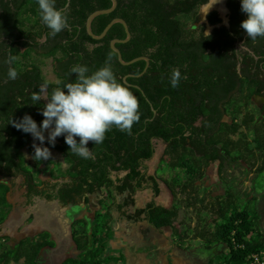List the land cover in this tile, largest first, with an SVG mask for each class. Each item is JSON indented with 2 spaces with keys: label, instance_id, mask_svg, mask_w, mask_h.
<instances>
[{
  "label": "trees",
  "instance_id": "obj_1",
  "mask_svg": "<svg viewBox=\"0 0 264 264\" xmlns=\"http://www.w3.org/2000/svg\"><path fill=\"white\" fill-rule=\"evenodd\" d=\"M206 2L118 0L114 12L94 19L92 30L96 35L115 18L127 22L131 40L117 43L116 47L125 61L148 57L149 67L138 77L146 61L124 66L111 49L112 40L127 36L122 24H114L99 41L87 34L89 15L110 8L111 0H70L68 7V0H56V7L65 11L69 27L55 37L49 35L50 30L41 21L37 0H0V174L22 175L29 195L58 200L64 206L81 202L89 206V196L97 192L107 194L100 201L104 210L95 212L91 226L83 218L73 221L72 239L79 254L61 264H121L124 253L107 254L115 234L114 213L128 222L146 221L161 234L170 230L183 240L185 234L180 235L175 227L178 205L157 204L161 193L157 177L142 171L143 163L154 155V139L167 144L165 157L170 168H180L186 174L184 181L174 187L169 185L175 196L176 190L191 196L190 192H195L198 183L206 178L209 165L220 161L223 167L232 153L237 152L239 160H251L255 154L264 157V119L262 124L253 125L255 116L246 111L253 96H264V37L253 41L240 27L247 19V14L241 11V0H228L232 12L229 28L222 26L210 35L204 34V25L188 29L180 17L191 16L195 23L199 22V9ZM207 20L211 25L222 22L215 11L207 15ZM242 39L253 55L234 48L235 42ZM34 54L52 58L57 83L46 81L41 67L34 62ZM109 55L117 80L139 101V122L133 125L130 134L113 127L103 143L90 141L87 145L93 153L90 159L74 154L63 135L57 137L54 146L47 141L49 148L63 154L67 167L63 169L60 162L52 159H33L37 169L33 172L22 151L30 134L18 130L11 122L21 120L25 114L36 123L42 122L46 103L41 100L33 104L32 93L39 91L41 85L48 86L49 94L54 88H63L76 80L71 73L74 65L87 66L91 74L104 66ZM9 56L15 57L11 65L6 63ZM9 67L18 73L15 80L8 78ZM174 68L181 73L179 86L175 88L170 85ZM131 74L134 76L126 79L128 85L123 79ZM224 115L230 116V123L222 122ZM243 127L253 131L251 141L240 133ZM239 133L241 136L234 140ZM250 144H254L252 149ZM262 163L259 170L264 169ZM40 166L50 167V175L56 181L37 183ZM123 172L126 173L123 177L114 179ZM148 188L153 193L151 200L130 213L134 195ZM8 191L9 187L0 183V224L11 208L6 199ZM125 193L127 196L118 201L117 196ZM210 210L215 214L214 222L193 229L192 236L203 244L197 249L198 256L207 257L208 264H247L252 254H264L259 215L240 210L230 190L218 196ZM46 246H54L48 232L39 234L37 239L22 240L14 248L0 246V264H39V254Z\"/></svg>",
  "mask_w": 264,
  "mask_h": 264
},
{
  "label": "rangeland",
  "instance_id": "obj_2",
  "mask_svg": "<svg viewBox=\"0 0 264 264\" xmlns=\"http://www.w3.org/2000/svg\"><path fill=\"white\" fill-rule=\"evenodd\" d=\"M225 0H219L218 7H211L208 11H218L219 16L224 22H227L225 14L221 12L220 7H223ZM207 11L206 5L200 9L199 17L200 21L195 23L193 17L182 16L180 19L188 29L202 28L204 25L205 31L209 33L211 26L206 20L204 13ZM207 13V14H208ZM204 23V24H203ZM34 62L41 67L43 76L47 82L57 83L59 80L56 76L52 58H47L43 55H32ZM260 97H254L253 103L246 109L248 113H252L255 116L254 124H261L262 116L256 107V103L260 100ZM230 121V119H226ZM240 133L244 134L248 141L253 139V131L245 127L240 129ZM233 137L236 140L241 134ZM45 142L47 141V136ZM45 142L43 147H45ZM253 143V142H250ZM34 144V143H33ZM155 153L153 157L144 163V171L149 175H155L158 177L161 193L157 198V203L165 207H171L178 205L179 216L175 223V227L179 230L180 235H184L183 240L173 234L170 230H166L161 234L157 232L153 227H149L146 221H140L138 223L128 222L119 217L118 213H114V221L112 228L115 232L113 239L108 244V255H116L123 252L127 256L131 252L130 246L123 248V242L128 245H136V247H142L140 253L149 259H146V264H208L207 257L198 256L197 249L202 247V241L195 239L193 235V229L198 226H208L215 220V214L210 210V205L215 201L218 196L224 195L226 191L230 190L234 196L236 203L240 210H248L249 212H256L262 223L264 232V169L259 170L261 167V158L255 154L251 160L242 159L239 160L238 153H232L230 157L226 158V161L221 167L220 161H216L209 165L206 171V178L198 183L196 191H191L190 195L183 194L180 190H176L177 196H175L170 189L178 182L186 179V174L180 168L171 169L168 165L165 157L166 144L159 140L153 141ZM40 145V141L38 142ZM254 144H250V148H253ZM50 150V148H49ZM28 168H33L32 155L34 154L33 145L29 143L24 147L23 151ZM54 154V153H53ZM50 156L48 159H54L62 164V168H66L64 156L62 154L56 156ZM54 158H51L53 157ZM250 156V155H249ZM255 164L253 165V162ZM57 168L55 173H57ZM124 174H120L116 177H123ZM41 178L43 180H49L47 168L42 169ZM13 183L18 184V188L23 186L21 179L14 180ZM22 185V186H21ZM170 185V186H169ZM105 192H97L94 195L89 196V206L84 203H78L71 206H62L55 201L37 200L34 207H30L27 201H23L20 208H17L16 215L20 216L18 219L20 222V233H13L9 231L7 233H1L10 238L7 243L8 246L13 247L17 244L19 239H25L27 237L35 236L40 230H49L54 239L56 245L53 248L45 249L41 255V264H60L65 258L78 256V251L75 249L71 238V223L79 218H85L89 226L94 218V212L96 210L103 211L104 209L100 205V201L105 199ZM127 196H117L118 201H122ZM18 197L20 195L18 194ZM152 198V192L149 189L139 190L134 195L135 203L129 207V212L134 213L137 209L142 208ZM201 200L205 201L204 203ZM19 207V206H18ZM31 213V216L27 221H23ZM33 217V219H32ZM13 216L6 223V227L14 226ZM20 228V227H19ZM158 242V244H156ZM160 242V243H159ZM138 245V246H137ZM159 245V246H158ZM145 263V261H143Z\"/></svg>",
  "mask_w": 264,
  "mask_h": 264
},
{
  "label": "clouds",
  "instance_id": "obj_3",
  "mask_svg": "<svg viewBox=\"0 0 264 264\" xmlns=\"http://www.w3.org/2000/svg\"><path fill=\"white\" fill-rule=\"evenodd\" d=\"M218 2L207 0L204 15ZM37 3L41 21L50 30L49 35L55 37L69 27L65 11L56 7V0H37ZM241 11L247 14V19L240 25L247 38L255 41L257 37H264V0H241ZM111 59L109 55L104 66L91 74H88L87 66L74 65L71 73L76 75L75 82L54 88L50 94L46 86L32 93L33 104L47 101L42 110V123L38 126L28 114L11 123L40 141V145L33 144L34 160H46L51 155L48 147L41 146L46 139L45 131L48 132V143L54 146L57 137L63 135L70 150L84 159L93 158L87 146L89 142L103 143L106 133L113 127L131 133L133 125L140 120L139 101L128 87L117 80ZM14 60V56H9L6 63L11 65ZM7 75L15 80L18 73L14 67H9ZM180 79L179 69H172L170 85L178 87Z\"/></svg>",
  "mask_w": 264,
  "mask_h": 264
},
{
  "label": "flooded vegetation",
  "instance_id": "obj_4",
  "mask_svg": "<svg viewBox=\"0 0 264 264\" xmlns=\"http://www.w3.org/2000/svg\"><path fill=\"white\" fill-rule=\"evenodd\" d=\"M206 5V4H205ZM205 5H203V6H205ZM203 6H201V8L203 7ZM214 7H218V5H214ZM200 8V9H201ZM200 9H199V13H200ZM223 11H224V14H225V17L227 18V22H224L223 21V19H221L222 20V22L220 23V24H217V25H211L209 22H208V20H207V15L210 13H208L207 15H206V20H207V22H208V24H210V26H211V31L209 32L210 34L211 33H213L214 32V30L215 29H217V28H221L222 26H224V27H227V28H229L230 27V22H231V15H232V12H231V10L229 9V7H228V0H225L224 1V3H223ZM211 12H213V11H211ZM215 12H217L218 13V11H216L215 10ZM218 15H219V13H218ZM220 17V16H219ZM204 24V23H203ZM195 29H198V28H195ZM204 34H206V31H205V28H204ZM207 35V34H206ZM43 42L45 41V37H44V39L42 40ZM234 48L237 50V51H239L240 53H243L244 51H247V52H249L250 54H252L253 55V51L249 48V47H247L246 45H245V40L244 39H242V40H240V41H237V42H235V44H234ZM238 69H240V63L238 64ZM41 86H46L47 87V89H48V93H49V88H48V86L47 85H41ZM41 88V87H40ZM242 97V96H241ZM254 97H260L261 99L260 100H258L257 102H255L256 103V107H257V109L259 110V112H260V115L262 116V121H263V119H264V96H260V95H255V96H253L252 97V101H253V99H254ZM45 103H47V101H45V100H43ZM252 114V113H251ZM230 119V121H228V120H226V119ZM222 122H227V123H230L231 122V118H230V116H228V115H224L223 117H222ZM264 122V121H263ZM263 122H261V124L263 123ZM42 122H39V123H37V125L39 126L40 124H41ZM154 140H158V139H154ZM153 140V141H154ZM159 141H162V140H159ZM47 142V141H46ZM46 142H45V147H48L47 145H46ZM56 142V141H55ZM163 142V141H162ZM164 143V142H163ZM166 144V143H165ZM166 147H167V144H166ZM49 148V147H48ZM22 151H23V149H22ZM58 152V151H57ZM155 153V152H154ZM63 155V154H62ZM25 156V155H24ZM32 160H33V158H32ZM47 160V159H46ZM148 161V160H147ZM147 161H145V162H147ZM264 161V157L263 158H261V162H263ZM144 162V163H145ZM144 163H143V165H144ZM214 163V162H213ZM66 164V163H65ZM212 164V163H211ZM46 166H40L39 168H38V170H40V173H39V175H38V179L36 180V182L37 183H39V182H49V181H56V180H53L52 179V177H51V175H50V167H46L47 168V173H48V175H49V180H43L42 178H41V173H42V169L43 168H45ZM66 167H67V165H66ZM33 168H34V171L33 172H35L37 169H35V167H34V161H33ZM30 169V168H29ZM63 169H65V168H63ZM144 167H142V171L143 172H145L144 170ZM146 173V172H145ZM121 174H126L125 172H123V173H121ZM147 174V173H146ZM147 175H149V174H147ZM152 176H155V175H152ZM157 177V176H156ZM117 178V177H116ZM115 178V179H116ZM17 179H21V183H23V186L22 187H20V188H18V184H16V183H13L14 182V180H17ZM59 183H61L62 182V180H57ZM157 181H158V177H157ZM0 183H4V184H6L8 187H9V191L7 192V194H6V199H7V201H8V203L11 205V208H10V211H9V213H8V215H7V218L5 219V221L2 223V224H0V246L2 247V246H6V247H8V248H14V247H16L18 244H19V242L20 241H22V240H26V239H37V237H38V235L39 234H41V233H43V232H48L49 234H50V237H51V239L53 240V242H54V246L53 247H55V245H56V240L54 239V237H53V235H52V233L49 231V230H46V229H43V230H40L35 236H32V237H27V238H25V239H19L18 241H16L17 242V244L15 245V246H13V247H10V246H8L7 245V243L10 241V238H8V237H6V235H2L1 233L3 232H5V233H7V232H9V231H12L13 233H17V234H19L20 233V229H21V226H20V222H21V220L20 219H18L20 216H18V215H16V210H17V208H20V205H22V203H24L23 201L25 200V201H27L28 202V205L30 206V207H34V205H35V202L37 201V200H45V201H48L49 202V200H47V199H45V198H42V197H39V196H31V195H29L28 194V187H27V185L25 184V178H24V176H22V175H18V176H15V177H13V176H9V177H4L2 174H0ZM158 184H159V182H158ZM43 186H40V188H42ZM160 187V186H159ZM149 190H151L150 188H148ZM138 192V191H137ZM151 192H152V190H151ZM18 194L20 195V197H18ZM153 194V193H152ZM55 202H57L58 204H60V205H62V206H64L63 204H61L58 200H54ZM81 203H83V202H81ZM89 203H90V200H89ZM148 203V202H147ZM146 203V204H147ZM156 203H157V199H156ZM78 204V203H77ZM145 204V205H146ZM158 204V203H157ZM71 205H75V204H68V205H66V206H71ZM144 205V206H145ZM19 206V207H18ZM65 206V207H66ZM143 206V207H144ZM102 207V206H101ZM142 207V208H143ZM96 211H98V210H96ZM95 211V212H96ZM95 212H94V214H95ZM13 216V221H14V226H8V227H6L5 225H6V223L9 221V219L11 218ZM31 216H34V214L33 213H31L27 218H25L23 221H27L29 218H31ZM27 219V220H26ZM32 219H33V217H32ZM83 219H85V218H83ZM94 219V218H93ZM22 223V222H21ZM73 223V222H72ZM72 223H71V225H72ZM22 225H23V223H22ZM20 227V228H19ZM71 227V226H70ZM71 232V238H72V231H70ZM72 241H73V239H72ZM73 244H74V247H75V249L77 250V248H76V245H75V243H74V241H73ZM53 247H49V246H46V247H44L42 250H41V252H40V254H39V264H41V262H40V258H41V255H42V253L44 252V250L45 249H50V248H53ZM78 251V250H77ZM78 254H79V251H78ZM73 257H76V256H73ZM67 258H70V257H67ZM67 258H65L64 260H66ZM63 260V261H64ZM62 261V262H63ZM61 262V263H62ZM60 263V264H61ZM11 264H15L14 262H12Z\"/></svg>",
  "mask_w": 264,
  "mask_h": 264
},
{
  "label": "water",
  "instance_id": "obj_5",
  "mask_svg": "<svg viewBox=\"0 0 264 264\" xmlns=\"http://www.w3.org/2000/svg\"><path fill=\"white\" fill-rule=\"evenodd\" d=\"M111 2H112V6H111L110 8H108V9H100V10H96V11H94L93 13H91V14L89 15V17L87 18V21H86V31H87V34H88L89 36H91L93 39L99 41V40H102V39H104V38L106 37L107 33L109 32V30L112 28V26H113L114 24H116V23H120V24H122L123 27H124V29H125V32H126V35H127V36H126V38L123 39V40H121V39H114V40H112V41H111V49H112L115 53H117L119 62H120L122 65H124V66L131 65V64H133V63H135V62H137V61H141V60L146 61V66H145L143 72L140 73L139 75H137L138 77H139V76H142V75L147 71V69H148V67H149V59H148V57H143V56H142V57H137V58H135V59H132V60H130V61H125V60L123 59V57H122L121 51L116 47V44H117V43H127V42H129V41L131 40V37H132V34H131V32H130V29H129V26H128L127 22H126L124 19H122V18H115V19H113V20H112V21H111V22L105 27V29L102 31V33L99 34V35H96V34L93 32V30H92V23H93V21H94V19H95L96 17H98V16H100V15L110 14V13H112V12H114V11L116 10V8H117V6H118V0H111ZM69 3H70V0H68V3H67V5H66V7L69 6ZM132 76H134V75L131 74V75H127V76H125L124 79H123L124 82H125L126 84L130 85V84L126 81V79H127V77H132ZM134 87L137 88V89H139V90H141L140 86L134 85ZM141 91H142V90H141ZM142 92H143V91H142ZM153 111H154V113H156V110L153 109Z\"/></svg>",
  "mask_w": 264,
  "mask_h": 264
},
{
  "label": "crops",
  "instance_id": "obj_6",
  "mask_svg": "<svg viewBox=\"0 0 264 264\" xmlns=\"http://www.w3.org/2000/svg\"><path fill=\"white\" fill-rule=\"evenodd\" d=\"M45 134H46V136H48V132L47 131H45ZM29 141H30L31 145H33V143L38 145V142H39V140H34V138H33V136L31 134H30V140ZM23 151H24V148H23ZM50 152H51L50 156L54 155L55 153L57 154L56 156L61 154V153L57 152L55 149H52V148H50ZM51 158H54V156L51 157ZM52 160H54V159H52ZM147 225L149 227H151L148 223H147ZM156 244H158V242H156ZM124 245H125V243L123 242V244H122L123 248H127L128 246H130L131 252H129L128 256H127V254L126 255L124 254L125 255V260L121 264H146V259L150 260L149 257H146L144 255L140 256V254H141L140 252L141 251H139V250H141L142 247H139L138 245H137L138 247H136V245H128V244H126V246H124ZM143 261H145V263H143ZM112 264H115V263H112Z\"/></svg>",
  "mask_w": 264,
  "mask_h": 264
},
{
  "label": "built area",
  "instance_id": "obj_7",
  "mask_svg": "<svg viewBox=\"0 0 264 264\" xmlns=\"http://www.w3.org/2000/svg\"><path fill=\"white\" fill-rule=\"evenodd\" d=\"M247 264H264V254L255 253L249 257Z\"/></svg>",
  "mask_w": 264,
  "mask_h": 264
},
{
  "label": "bare ground",
  "instance_id": "obj_8",
  "mask_svg": "<svg viewBox=\"0 0 264 264\" xmlns=\"http://www.w3.org/2000/svg\"><path fill=\"white\" fill-rule=\"evenodd\" d=\"M220 10H221L222 13H224V11H223V7H222V6L220 7Z\"/></svg>",
  "mask_w": 264,
  "mask_h": 264
}]
</instances>
